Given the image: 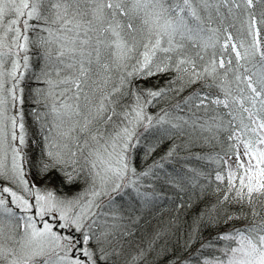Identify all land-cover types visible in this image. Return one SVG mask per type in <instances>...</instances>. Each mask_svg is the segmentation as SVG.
I'll return each mask as SVG.
<instances>
[{
	"label": "snow or ice",
	"instance_id": "obj_1",
	"mask_svg": "<svg viewBox=\"0 0 264 264\" xmlns=\"http://www.w3.org/2000/svg\"><path fill=\"white\" fill-rule=\"evenodd\" d=\"M170 200L126 264H264V0H0V264H116Z\"/></svg>",
	"mask_w": 264,
	"mask_h": 264
},
{
	"label": "trees",
	"instance_id": "obj_2",
	"mask_svg": "<svg viewBox=\"0 0 264 264\" xmlns=\"http://www.w3.org/2000/svg\"><path fill=\"white\" fill-rule=\"evenodd\" d=\"M36 71H38V69H36ZM163 79L164 78H162L159 82L163 83ZM26 83H29L31 85V89H35L38 87L39 88L44 87L43 83H37L35 80L28 81L27 78H26ZM139 83L143 87H152L153 85H155L157 83V80L155 78H153L152 80H149L147 82L139 81ZM32 95H33V93L30 92L29 89L26 88L25 89L26 100H25V105H24L26 113H30L34 107ZM167 106H168L167 104H165L164 102H161V104L156 105L155 107H150L148 109V111L151 114H155L156 112L159 111L160 107H167ZM26 121L29 125H31V130L35 131L36 126H35V124L32 123L30 116H26ZM166 148H167V144H165L164 146H162L160 148L158 154L154 158L158 159L160 155H163ZM211 151H212V149L209 147H197V148L193 149V152H196V153L201 154V155H203L205 153H210ZM36 154H37L36 153V146L34 145L32 150L29 151V156L31 159L34 160L36 157ZM182 155H184V153H182ZM131 156H132L133 166L137 167L138 170H141L145 166L146 163L151 162V159H149L148 161H144L142 159L143 153L139 149L134 151L131 154ZM190 166L201 168L202 170H204L206 172H211L214 168V165L208 161H195V160H193L191 162ZM32 179L35 180L37 183H39V185H41L43 183V181H41L37 178L35 168L32 169ZM69 191H71V190L61 188L59 193L65 194ZM168 194H169V196H173V198H175L174 194L172 192H169ZM213 201H214V197L212 196V194L210 192L209 196L200 203L199 207H203L205 204L211 203ZM195 214H196L195 208H193V209L185 208L181 212L178 213L175 211L173 202L171 200L167 203L162 202L160 205V211L159 212H153V214L151 216H147L146 219L141 220L140 223L133 229V235L131 237L119 240V247H118L117 251L120 253V255H118L116 258V264H126L128 257L131 254H134L137 251L138 247H143L144 242L147 239H149L157 230L161 229L167 223V221L170 218H172L173 216H179L180 217V220L177 223H178V226H181L180 227V235L182 236L183 232H184V227L182 225L190 223L191 217L194 216ZM216 230L217 229H216L215 225L209 226L207 229L202 228V235L204 237H209ZM219 230L222 231L223 228H221ZM162 243H165V242H162ZM166 243H167V247L170 250L175 251L176 253L181 252V248L177 246L175 236L170 237ZM181 245H182V241H181ZM197 247H198V245L194 244L191 248H189L188 251L192 252L195 256V249ZM154 257H155L154 253L149 256L148 264H157V261L163 260V257H159V258H154Z\"/></svg>",
	"mask_w": 264,
	"mask_h": 264
},
{
	"label": "rangeland",
	"instance_id": "obj_3",
	"mask_svg": "<svg viewBox=\"0 0 264 264\" xmlns=\"http://www.w3.org/2000/svg\"><path fill=\"white\" fill-rule=\"evenodd\" d=\"M36 183H37V182H36ZM37 185L39 186V183H37ZM55 186H56L55 183H53V185H50V187H55ZM72 191H73V190L67 192V194H68V195H71V194H72ZM58 194H59V195H64V193H63V194H60L59 192H58Z\"/></svg>",
	"mask_w": 264,
	"mask_h": 264
}]
</instances>
